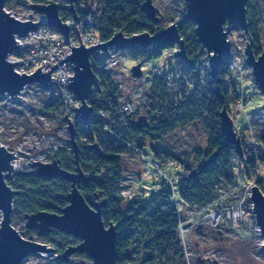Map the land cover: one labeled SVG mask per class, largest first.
Here are the masks:
<instances>
[{
  "label": "trees",
  "instance_id": "16d2710c",
  "mask_svg": "<svg viewBox=\"0 0 264 264\" xmlns=\"http://www.w3.org/2000/svg\"><path fill=\"white\" fill-rule=\"evenodd\" d=\"M146 0H108L95 13V28L100 39L109 42L112 37L123 32L127 37L148 32L155 35L163 30L158 23L153 24L142 12ZM35 3L57 2L62 19L72 17L68 0H34ZM25 0H8L5 8L12 9L25 4ZM90 0H78L75 6L77 18H83L89 13ZM247 18L249 22L248 37L252 39L253 50L256 55L264 54L261 43L259 24L261 11L250 0L247 4ZM179 33L185 41L188 57L197 64L199 54L203 50L195 35L196 24L177 22ZM174 47L167 46L156 53L151 47L134 46L128 50L132 59L148 61L162 56ZM232 52V56H235ZM107 57H104L106 59ZM92 68L96 74V85L88 105L94 109V118L88 130L78 129L76 136L79 149V160L82 171L85 172L88 183L77 186L86 202L95 207L96 203L103 204L102 214L104 224L117 227V264H183L182 247L179 233L178 211L173 190L164 184L158 195L145 204L142 200H127L120 192L124 182V158L130 154H144L146 147H150L154 157L163 164L172 163L182 168L180 180L175 181V190L179 193L182 203L205 208L208 205L231 202L227 189H236L242 180L254 179V168L264 163V151L259 152L257 158L247 150L241 141L245 157L242 159L235 152L233 145L227 144L221 132L220 114L224 108L227 111L235 94L229 89L225 81L228 74L229 59L225 58L219 79L212 80L210 90L201 96L186 91H176L173 95L168 90L166 77L156 74L152 79L147 101V120L137 127L133 121L141 116L139 113H126L120 102L121 89L110 72L101 71V60L96 54L92 55ZM182 62H178L180 66ZM194 71V68L188 70ZM255 85V84H254ZM62 109V103L48 102L43 112L56 118ZM109 113L108 117L98 116ZM64 124L66 117L61 114ZM233 118V116H232ZM204 126L208 133L207 147L204 152H195L193 165L181 161V156L168 151L158 144L173 136L178 130L188 126ZM258 139L264 144V124L257 128ZM98 145L99 151L94 148ZM68 148H62L53 157L61 168L73 172L77 165L75 151L71 143ZM217 153L214 163L205 165ZM158 163V162H157ZM159 164V163H158ZM160 165V164H159ZM256 176V175H255ZM7 185L19 194L14 200V214L22 215L47 211L60 214L69 204V193L72 183L65 179H45L35 172L18 173ZM257 185L264 191V181L258 180ZM229 196V197H228ZM38 233L41 239L53 244V248L63 254L66 248L80 243L77 237L53 230L50 233ZM83 260L74 263L71 260L56 259L58 264H90L92 259L86 254L77 253Z\"/></svg>",
  "mask_w": 264,
  "mask_h": 264
},
{
  "label": "water",
  "instance_id": "95a60500",
  "mask_svg": "<svg viewBox=\"0 0 264 264\" xmlns=\"http://www.w3.org/2000/svg\"><path fill=\"white\" fill-rule=\"evenodd\" d=\"M7 1L0 0V96L7 95L12 97V100H16L18 98L16 96L28 84L38 82L44 87H51L52 84H55L52 83L51 73L56 70L59 64L66 63L68 65L69 61H71L74 62L75 76L69 77L70 86L68 88L81 102V108H76L75 111L77 116L80 115L84 121H90L93 117L94 109L88 105V100L92 95L93 87L96 85V74L93 71L91 61L93 54L101 50L108 54L109 49L112 47L120 51H128L134 46L151 47L153 52L156 53L167 46L178 45L179 50L174 54V57L179 59V61L188 62L190 60L185 41L179 33V25L174 23L166 30L155 35L144 32V34L127 37L123 32H119L112 37L111 41L90 47V49L86 48L81 41L79 47H71L72 55H68L66 59L61 60L57 66L51 67L49 73L43 74L41 68H39L32 76L20 75L15 70L18 63L12 64L9 61L13 52L21 47L20 43L16 42V36L24 38L27 34L40 28L42 24L33 22V14L29 16V21L23 22L11 16L5 10ZM68 1L71 7L70 12L73 14V18L78 21L79 18L75 14V6L78 0ZM249 1L183 0L186 4L187 15L182 21L196 24L195 35L202 48L207 52L211 77L214 79L220 76L224 59L232 57L233 45L228 37L233 22L238 23L244 32L249 34L247 18V4ZM30 9L33 12L46 15L47 24L54 29H58L68 38L70 29L64 24L60 16V8L57 2L33 3L30 5ZM142 12L152 20L154 25L160 21V17L157 15L159 9L153 4V0H146L143 3ZM244 55L246 56V65L253 71L254 84L259 87L264 98V54L256 55L254 53L252 39L249 38L247 47L244 49ZM189 63V67H194V61H189ZM131 71L134 79L142 78L144 75L141 63L135 65ZM222 111L220 114L221 132L227 144L233 145L236 154L243 159L245 157L244 148L240 137L235 132L234 121L226 108ZM146 120V116H141L133 123L140 128L142 127L141 124L145 123ZM67 123L71 139L70 143L75 151L76 169L73 172H69L61 168L58 161H51V163L33 162L31 167L39 177L49 180L65 179L72 183V190L69 193V204L60 214L47 211L25 214L26 228L30 231L39 230L41 234L57 230L60 233L77 237L80 243L66 248L63 254L58 255L57 258L59 260L66 261L77 253H81L88 255L92 259L90 264H117V227L113 224L107 227L104 224L103 204L96 203L95 207H91L77 186L79 183H88V178L80 167L79 155L81 149H79L76 139L78 129L69 119H67ZM94 148L99 151L97 144H94ZM217 156V153L213 154L205 165L214 163ZM14 158H16L15 154L7 150L0 142V211L3 218L0 224V264H23L32 255L55 251V249H51L45 243L41 244L33 239L23 238L12 225L13 204L19 193L12 189L10 185H7V182L15 176L14 166L11 163ZM251 197L257 226L264 239V191L260 186L256 185L253 188ZM262 252H264V244L262 245Z\"/></svg>",
  "mask_w": 264,
  "mask_h": 264
},
{
  "label": "rangeland",
  "instance_id": "374dc122",
  "mask_svg": "<svg viewBox=\"0 0 264 264\" xmlns=\"http://www.w3.org/2000/svg\"><path fill=\"white\" fill-rule=\"evenodd\" d=\"M261 11V20L259 21V31L261 33V43L264 47V0H252ZM158 9V16L160 17L159 25L163 30H166L172 24L184 19L187 15L186 4L183 0H153ZM8 10L10 8H7ZM16 14H22V9L13 7ZM161 31V32H162ZM98 36V34H96ZM233 45L232 52H235L234 57H238L242 62L246 61L244 49L249 42L248 34L236 23L232 24V29L228 37ZM173 50H167L162 56L142 61L132 59L127 50L120 51L114 47L110 48V53H115L117 60H120V65L116 71H113V77L118 82L121 89L120 102L125 101L133 105L134 112L139 113L140 116H146L148 91L151 87L152 79L161 70H173L174 74L178 72L179 59L174 57V54L179 50L178 45L173 46ZM205 52V53H204ZM199 57L203 59L207 54L206 51H200ZM141 63L144 75L142 78L134 79L132 77V69L135 65ZM249 70H252L248 66ZM244 88L248 90L250 96H253L254 101L247 112L250 114H260L264 117V98L259 89L251 81H246ZM30 106V107H29ZM43 105L39 102H31V104L14 103L8 97H0V142L2 146L7 148L10 152L15 154L14 163L16 170L22 173L29 171L35 172L31 167L33 162L51 163L52 160L47 159L46 156L55 155L62 148L67 149L68 142H70V134L67 124L61 122L62 117L56 116L57 119L48 116L43 110ZM56 135V142L59 144L58 149L47 153V139ZM208 133L204 126H188L178 130L173 136L165 139L158 144L162 148L173 151L176 155L181 156V161L193 165L195 162V152L200 150L204 152L207 147ZM19 151V152H18ZM52 153V154H51ZM46 154V155H45ZM52 159V158H51ZM124 182L121 184V195L127 200H142L145 204L151 203V200L158 195V192L153 190V185L157 183L155 170L152 168L153 163H159L166 175L174 179L177 175H181L183 170L172 163L163 164L158 161L153 154L150 147H146L144 154L130 153L124 158ZM264 169L260 173L263 174ZM229 196L232 198L231 202L237 200L240 190L239 188L227 189ZM228 196V197H229ZM177 200L182 209V200L179 193H177ZM223 203H227L223 201ZM13 227L17 229L20 235L28 240L33 239L41 244L45 243L51 249H54L53 244L46 239H41L38 233L26 228L27 222L24 216L15 215L13 213ZM2 213L0 211V224L2 222ZM211 227L203 228L204 232L210 235L203 238V234L198 231L187 234V243L190 246L189 255L185 258L183 264H198L197 259L218 260V262L232 263V264H264V252H262V245L264 239L260 232L253 228V234L246 227H234L232 229L217 231L211 230ZM214 232V233H213ZM219 232H222V236ZM223 237V239H221ZM57 251L46 259L31 258L26 264H58ZM84 258L80 256H72L71 261L77 263ZM85 260V259H84ZM24 264V263H23Z\"/></svg>",
  "mask_w": 264,
  "mask_h": 264
},
{
  "label": "built area",
  "instance_id": "2783aa9c",
  "mask_svg": "<svg viewBox=\"0 0 264 264\" xmlns=\"http://www.w3.org/2000/svg\"><path fill=\"white\" fill-rule=\"evenodd\" d=\"M106 1L108 0H90L89 13L83 18H79L78 21L72 17L63 19L64 24L70 29L68 38L58 29H54L47 24L48 19L46 15L35 11L33 12L32 9H30V5L35 3L34 0H25L26 3L18 7L22 9V14H16L14 10L5 8L11 16H14L22 22L29 21V16L33 14V22L42 24L40 28L27 34L24 38L16 36V42H19L21 47L13 52L9 58L12 64L18 63L15 68L16 72L20 75L25 74L32 76L41 68V72L47 74L50 72L51 67L57 66L61 60L66 59L68 55H72L71 47H79L81 41L88 49L104 43V41L96 35L98 33L95 28L94 15L103 7L102 5ZM202 51L206 50L203 49ZM95 54L102 61L100 70L110 72L113 77V71H116L120 65V60L116 59L115 53L111 54L109 50V53L105 54L101 50ZM207 56L206 54L197 64L194 62V67H189V61H194L191 58L188 62L180 61L182 64L179 66V70L176 74H174L173 70H161L158 75L166 77L168 81V90L172 95L176 91L182 90L190 94L195 93L201 96L203 92L210 90L212 87V80H217L220 77L218 76L217 79L211 77L209 59ZM104 57L107 58L104 59ZM228 59V74L225 77V81L229 85V89L232 90V93L235 94V98L232 99L229 105L231 111V114L230 112L229 114L231 118L233 116L232 120L234 121L235 132H237L241 141L245 143L247 150L257 158L259 152L264 151V144L259 141V131H257V128L264 124V117L258 113L250 114L247 112L246 108L253 103L254 97L250 96L248 90L244 88L245 82L249 80L254 83L255 77H253V71L249 70L246 65V61L242 62L238 57L234 56ZM190 68H194V71L189 72L188 70ZM51 74L52 83H55L52 84L51 87H44L37 82L35 84L26 85L25 89L16 96L18 97L16 100H12V97L7 95L0 97H8L14 103L24 102V104H31V102H39L43 107L46 106L48 102L60 101L62 103V109L59 113L55 112L53 115L60 116L63 113L66 117L65 123L67 125V119H69L76 125L77 129L88 130L90 128V122L95 117L94 113L90 121H84L80 115L77 116L75 109L81 108V102L78 100L77 96L73 94L71 89L68 88L70 86L69 77L75 76L74 62L69 61L68 65L66 63L59 64L56 70ZM123 111L126 113H134L133 105L125 101V103H123ZM98 116L103 118L108 117L109 113H100ZM47 146V153L51 151L54 153V151L58 149L59 144L56 142L55 134L48 137ZM46 157L51 160L53 155ZM12 164L14 166V174L22 173L20 170H16L17 168L14 163ZM152 168L155 170L157 179V183L153 185V190L159 192L161 187L166 184L174 192L173 201H175L177 206L179 222L177 232L179 233L180 241L184 248L187 246V234L197 229L207 227H211L212 231H229V229L234 227L242 226L246 227L253 234V228L255 226L256 230L261 234L255 219L251 196L253 188L257 185V181L260 179L264 181V172L262 175L260 174L264 169V163L261 164L259 162L254 168V179L247 182L242 180L236 201L211 204L202 209L197 206H191L189 203H181V209L180 203L177 200V191L175 190V181L178 179L180 180V176L177 175L174 179L169 178L158 163H153ZM53 253L54 252L39 253L42 257L38 254L32 255L25 260L24 264L35 256L44 260ZM188 257H190V255L186 252V259Z\"/></svg>",
  "mask_w": 264,
  "mask_h": 264
},
{
  "label": "flooded vegetation",
  "instance_id": "af4514ba",
  "mask_svg": "<svg viewBox=\"0 0 264 264\" xmlns=\"http://www.w3.org/2000/svg\"><path fill=\"white\" fill-rule=\"evenodd\" d=\"M196 231L201 232L203 234V238L204 237L207 238L210 235L208 232H204L202 229H197ZM219 233L222 236V232H219ZM221 239H223V237H221ZM189 250H190V246L188 244H187V246L185 248L182 247V253H181L182 256L181 257L183 259L186 258V252H187V254H189ZM197 262H198V264H232V263H229V262L228 263H224V262H220V261L218 262V260H210L209 258L208 259H206V258L203 259L202 257L198 258Z\"/></svg>",
  "mask_w": 264,
  "mask_h": 264
},
{
  "label": "bare ground",
  "instance_id": "6f19581e",
  "mask_svg": "<svg viewBox=\"0 0 264 264\" xmlns=\"http://www.w3.org/2000/svg\"><path fill=\"white\" fill-rule=\"evenodd\" d=\"M16 175V174H15Z\"/></svg>",
  "mask_w": 264,
  "mask_h": 264
}]
</instances>
